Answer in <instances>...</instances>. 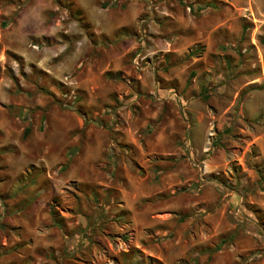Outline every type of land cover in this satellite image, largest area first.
I'll return each instance as SVG.
<instances>
[{"label":"rangeland","instance_id":"rangeland-1","mask_svg":"<svg viewBox=\"0 0 264 264\" xmlns=\"http://www.w3.org/2000/svg\"><path fill=\"white\" fill-rule=\"evenodd\" d=\"M16 75L44 80L55 89L50 107L77 112L85 124L137 129L158 112L159 127L174 121V169L201 173L220 151L228 174L214 178L251 196L264 187V0H0V76ZM149 135L135 132L142 144ZM110 137L121 147L119 132ZM188 189L174 186L175 194ZM131 236L107 237L113 245L93 264H158L134 251Z\"/></svg>","mask_w":264,"mask_h":264},{"label":"crops","instance_id":"crops-1","mask_svg":"<svg viewBox=\"0 0 264 264\" xmlns=\"http://www.w3.org/2000/svg\"><path fill=\"white\" fill-rule=\"evenodd\" d=\"M42 81L0 76V264H93L114 233H131L134 251L158 264H264V220L246 204L264 213V187L251 196L214 178L219 169L228 174L220 151L202 162L201 173L185 166L181 176L173 119L159 127L152 111L137 129L85 124L77 112L50 107L55 89ZM139 130L154 135L142 144ZM185 183L188 191L175 194ZM221 240L213 253L199 251Z\"/></svg>","mask_w":264,"mask_h":264},{"label":"trees","instance_id":"trees-1","mask_svg":"<svg viewBox=\"0 0 264 264\" xmlns=\"http://www.w3.org/2000/svg\"><path fill=\"white\" fill-rule=\"evenodd\" d=\"M194 53V51L193 50H190L189 51V54H193ZM59 84V83H58ZM51 213L53 214V215H55V209H53V206H52V209H51ZM224 243V240H221L220 241V243H217V244H214V246L212 245H208L207 247H203V248H201V251H208V252H214V251H216V250H218L220 247H221V245Z\"/></svg>","mask_w":264,"mask_h":264}]
</instances>
